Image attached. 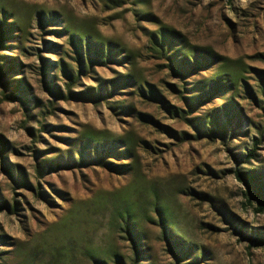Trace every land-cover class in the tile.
<instances>
[{
  "label": "rangeland",
  "instance_id": "obj_1",
  "mask_svg": "<svg viewBox=\"0 0 264 264\" xmlns=\"http://www.w3.org/2000/svg\"><path fill=\"white\" fill-rule=\"evenodd\" d=\"M4 16L15 19L21 31L5 37L11 45H0V53L18 58L0 78L21 79L29 98L10 100L0 87V264H97L91 254L107 250L120 257L107 264H131L132 242L113 230L111 219L133 202L140 207L155 202L184 244L177 257L161 236L154 210V222L144 224L141 239L144 263L264 264V247L250 239L264 232V213L247 203L233 172L239 164L233 153L244 158L245 148L264 133V110L258 106L264 97L257 91L264 79V0H0V19ZM163 28L214 57L195 79L220 70L238 78L233 97L244 121L238 129L229 126L225 139L199 133L189 120L154 100L126 95L125 88L111 98L115 102L70 98L60 66L46 71L57 74L53 83L63 96L44 81L43 58H63L70 68L71 35H87L126 51L142 83L188 110L170 87L182 81L151 49L153 34ZM119 73L125 69L112 59L95 66L92 77H81L73 90L96 87ZM129 89L137 92L136 86ZM221 102L214 97L202 111ZM120 105L134 110L129 114ZM92 136L102 154L94 145L83 147ZM257 152L242 168L264 167V136Z\"/></svg>",
  "mask_w": 264,
  "mask_h": 264
},
{
  "label": "trees",
  "instance_id": "obj_2",
  "mask_svg": "<svg viewBox=\"0 0 264 264\" xmlns=\"http://www.w3.org/2000/svg\"><path fill=\"white\" fill-rule=\"evenodd\" d=\"M3 11L1 10V13ZM21 31L15 19L13 21L0 19V45L6 46L12 43H5V37L10 32ZM54 32L59 33V29H54ZM17 35V33L12 34ZM16 44L21 49V35L16 36ZM70 43L73 47L72 62L68 68L64 59H60L59 62H50V60L43 58L42 75L45 77V82L51 92L57 96H63V93L58 89L57 85H54L53 81L57 77V74H50L46 70L47 67H51L52 70L60 66L61 71L66 76L67 90L70 98L74 99H90L110 101L111 98H115L119 95L123 88L128 90L131 97L138 95L144 99H151L165 108L168 112L175 114L176 116L185 118L196 128L199 133L206 136H217L225 139L228 132V127L238 129L244 121L242 108L234 101V97L239 90L238 78H227L225 74H222V70L218 71L213 77L205 79H195V76L199 74V69H208L214 63V57L209 51L199 50L198 48H189L187 41L177 31L163 28L153 34L151 49L159 53L160 58L166 61V68L173 74L180 78L182 81L181 86L178 87L171 83L170 87L175 93H179L185 106L188 110L179 109L169 103L165 97L158 91L153 85L142 83L133 72L132 69V56L126 51L118 52L120 49L111 42L104 43L96 41L87 35L72 34ZM58 52V51H57ZM118 52V53H117ZM69 56L68 52H65ZM119 57L114 58L115 55ZM4 57L7 60L3 63L0 62V77L5 76L11 68L16 66L15 60L17 57L13 55H4L0 53V58ZM116 60L121 66L124 67L125 73H119L120 75L112 80L98 81V85L89 86L85 90L74 91L73 88L79 86L81 77H92L91 74L95 70V66H103L110 60ZM11 62V63H9ZM193 79L192 81H190ZM100 80V79H98ZM20 81V83H13ZM190 84L191 86H186ZM129 86L137 88L129 89ZM0 87L4 88L3 91L6 98L12 100L13 98H20L24 102L27 101V88L22 84L21 79H9L3 80L0 78ZM185 90H189L190 94H185ZM6 91H9L6 95ZM257 91L264 97V79L261 77V83L258 85ZM232 94V95H231ZM253 96V95H252ZM131 97H128L131 99ZM222 100L220 107L216 106L211 111H202V105L212 102V98ZM124 101L126 98L123 99ZM254 102H258L255 96L252 97ZM259 108L264 110V100L259 103ZM127 113H132L134 110L133 105H120ZM180 110L182 111L180 113ZM184 114V115H183ZM194 114V115H193ZM190 115L191 117H186ZM152 119V118H151ZM154 122H156L154 120ZM261 137H254L253 147L251 149L245 148L244 158L239 154L240 152L233 153L236 161H238L237 167L234 169L236 179L244 186V196L247 203L250 206H254V209L258 213H264V167L242 168V164L251 162L259 155L257 149L260 144L263 143V131L260 132ZM95 137H87V140L83 143V147L95 146L96 153L102 154L104 148L99 141H96ZM122 142V141H121ZM124 142V141H123ZM117 141H114L111 145H116ZM124 146V145H122ZM102 151V152H101ZM122 151V150H118ZM123 152V151H122ZM83 158L84 152H82ZM241 156V157H239ZM4 157V156H3ZM49 162V166L52 167V158L44 159ZM74 164V163H70ZM73 167V166H72ZM114 168V167H113ZM38 170V169H37ZM6 204V203H5ZM17 207V205H16ZM156 210L159 214L158 224L161 228V236L165 238L168 244L172 247L173 253L178 257L183 253L184 244L181 242V235L179 231L172 227L170 220L161 214L159 208L155 205V202L151 206L140 207L137 203H128L125 207L116 209L111 219V227L117 233L120 232V236H124L132 242L131 264H150L144 263L142 259L146 255V248L140 247L143 245L141 239L146 237L144 230V224L148 222H154L152 212ZM13 212V211H12ZM251 241L257 246L264 247V232H257L250 237ZM107 250L100 255L95 253L91 254L92 260L97 264H107L112 257H116L119 260V254ZM121 262V261H119ZM123 264V263H122Z\"/></svg>",
  "mask_w": 264,
  "mask_h": 264
}]
</instances>
